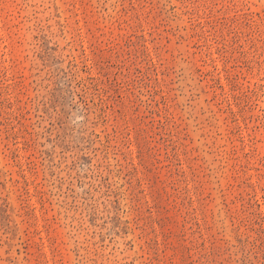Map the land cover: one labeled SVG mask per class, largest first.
<instances>
[{
  "label": "rangeland",
  "instance_id": "1",
  "mask_svg": "<svg viewBox=\"0 0 264 264\" xmlns=\"http://www.w3.org/2000/svg\"><path fill=\"white\" fill-rule=\"evenodd\" d=\"M0 264H264V0H0Z\"/></svg>",
  "mask_w": 264,
  "mask_h": 264
}]
</instances>
